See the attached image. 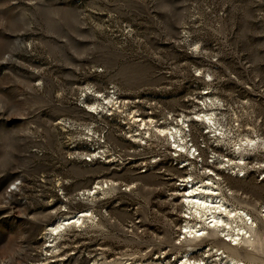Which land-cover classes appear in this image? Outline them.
<instances>
[{"label": "rangeland", "instance_id": "rangeland-1", "mask_svg": "<svg viewBox=\"0 0 264 264\" xmlns=\"http://www.w3.org/2000/svg\"><path fill=\"white\" fill-rule=\"evenodd\" d=\"M212 109L221 124L264 137V0H0V264H180L192 253L218 264L213 246L264 264L254 239L236 251L186 237L180 193L203 173L180 168L189 157L164 137L142 141L132 121L192 118L189 140L192 129L209 148L196 161L252 214L257 239L264 158L252 153L243 177L209 166L236 158L197 120ZM83 211L94 222L50 231Z\"/></svg>", "mask_w": 264, "mask_h": 264}, {"label": "bare ground", "instance_id": "bare-ground-1", "mask_svg": "<svg viewBox=\"0 0 264 264\" xmlns=\"http://www.w3.org/2000/svg\"><path fill=\"white\" fill-rule=\"evenodd\" d=\"M209 99L210 106L216 107L217 104L215 103L217 98L211 96ZM107 102L109 104L112 103L111 100L108 99ZM112 106L114 107V103ZM200 115L197 116V120L208 124V133L214 134V139L217 142H220L221 145L222 143L227 144L230 151H232L236 155L235 159L226 158L225 156L219 157L217 155L218 160L208 162L209 166H220L219 170L226 169L227 172L230 174H236L238 171V173L243 172V174L246 175V172L248 170L247 168L249 166V156L252 155V153L257 154L259 156L261 155L264 158L263 135H259L257 132L256 137L251 138L250 136L245 135L243 133L246 128L244 129L242 128V126L238 125V127L233 128L225 126L223 123L221 124V119L218 118V114H216V111H213V109L203 114V116ZM138 118V115H135L132 121H134V124H136L140 128V131L143 130V133H140L145 136L144 138L142 137V141H145L146 138H151L152 136L156 138L164 137V140H166L168 144L174 143L175 148L177 150V154L175 157L178 158L183 155H187L189 157V160H187L189 161V163H184V165H190L193 168L197 169L199 172L203 173L202 175H197L196 173L189 175V178H187L188 180H184L185 183L183 184V189L180 193L183 197L182 204L186 209V216H184L187 223V226L185 227V232L187 234L186 237L188 239L190 238V240L192 241V238L199 239L206 235V237L214 240L215 242H220L223 247L228 246V248H230L231 250L236 251L238 250L236 246L240 247V245H243V247H252V240L254 239V254L256 255V252L258 251L264 253V236L260 235L256 239L255 236L252 235V231L257 226V221L253 219L252 214L246 208L237 206L236 204L234 205V203H232L227 198L225 193H223L222 189L224 180L215 169H209L208 167H204L203 158L196 161V159H198V154H196L194 150L190 148L191 146L189 145V137L191 135H188V132H190V119L192 118H187L186 116H183L181 118L186 119L184 120L180 118V120H182V123H180L181 121L179 120L176 124L170 123L169 127L163 128H161V126H158L153 119H149L148 121L151 122L149 123L147 121H144L143 119L139 120ZM237 123H239V121ZM243 135L245 136L241 138V136ZM194 161L198 162V164H196ZM258 169H264V161L259 162ZM108 186L109 185H107V188ZM99 189L103 191L105 187H102L99 184L98 187L95 188V191L94 189H91V191H89V195H91L93 191L94 193H97L96 191H98ZM229 191L233 192V194L236 193L235 190L233 191L232 189H229ZM92 222H94L93 213L89 211H83L81 213H78L76 216L63 219L60 224L51 227L50 231L54 235L58 236L61 235L62 232L70 226L84 227ZM218 234L220 236L222 235V237H227V240L230 241V243L228 244V242L224 238L223 239L225 241H223L220 237H218ZM196 247H190V251L195 252ZM207 249L208 251L206 252L210 253L214 250L218 253L217 255L221 257V259H219L218 264H261L257 261L246 260L241 257H233L231 255H228V252L222 251V248L216 249L215 246H213L211 249ZM220 251H222V253H220ZM194 254L196 253H192V256H184L185 260H182L180 264H208L204 262V260V263H202V260H196L193 262L192 257L194 256ZM237 255L241 256L240 253H237ZM248 255L251 256L252 254ZM251 257L255 256L253 255ZM252 259L255 260L256 258Z\"/></svg>", "mask_w": 264, "mask_h": 264}, {"label": "built area", "instance_id": "built-area-1", "mask_svg": "<svg viewBox=\"0 0 264 264\" xmlns=\"http://www.w3.org/2000/svg\"><path fill=\"white\" fill-rule=\"evenodd\" d=\"M112 93H115V92H112ZM121 99V98H120ZM136 106H138L137 104H135ZM140 107V106H139ZM106 111H107V116H113L114 114H118V113H114V114H112V113H110V111H108L109 110V108H104ZM105 110H104V112H105ZM102 113H103V111H101ZM101 112H99V113H101ZM140 112H141V114H143L142 113V108L140 109ZM99 113H95V114H99ZM106 113V112H105ZM109 113V114H108ZM94 114V115H95ZM192 127V126H191ZM191 134H192V138H190V144L193 146V145H195L194 147H196V149H198V151L199 152H197V154L198 155H200V153L202 152V151H206L207 149H209V148H207V146H203V144H204V140L203 141H201V142H199V141H197V138H196V136H195V134H193V132H192V129H191ZM207 135V134H206ZM209 147V146H208ZM211 149V148H210ZM211 150H213V149H211ZM106 152H99L98 154H101V157L99 158V159H101V161L99 162V163H104L105 162V159H106V157H107V155L105 154ZM174 153V152H173ZM202 155L204 154L203 152L201 153ZM214 155H216L215 153H213V151H212V154H211V156H210V158H213L214 157ZM107 158H109V156L107 157ZM204 158V157H203ZM181 162L180 163H178L180 166V168H189L190 169V165H184L183 166V161L182 160H180ZM90 162H93V159L90 157L89 159H87V163H90ZM145 166V165H144ZM146 167V166H145ZM264 173V172H263ZM238 175H241V177H243L244 176V174H242V172H240ZM259 177H260V179L261 180H264V174L262 175V173H260L259 175H258Z\"/></svg>", "mask_w": 264, "mask_h": 264}]
</instances>
